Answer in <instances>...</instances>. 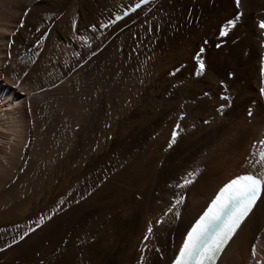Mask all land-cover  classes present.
<instances>
[{
    "label": "bare ground",
    "instance_id": "1",
    "mask_svg": "<svg viewBox=\"0 0 264 264\" xmlns=\"http://www.w3.org/2000/svg\"><path fill=\"white\" fill-rule=\"evenodd\" d=\"M135 1L0 0V264H170L264 176V0ZM217 264H264V191Z\"/></svg>",
    "mask_w": 264,
    "mask_h": 264
},
{
    "label": "snow or ice",
    "instance_id": "2",
    "mask_svg": "<svg viewBox=\"0 0 264 264\" xmlns=\"http://www.w3.org/2000/svg\"><path fill=\"white\" fill-rule=\"evenodd\" d=\"M236 5L239 8L240 0H236ZM259 26L264 29V21ZM225 34L221 32V35ZM199 68L204 70L202 61ZM261 91L264 93V88ZM259 156L258 162L264 163V150ZM262 185L264 178L254 175L240 177L226 185L188 232L174 264H215L218 254L256 202Z\"/></svg>",
    "mask_w": 264,
    "mask_h": 264
},
{
    "label": "rangeland",
    "instance_id": "3",
    "mask_svg": "<svg viewBox=\"0 0 264 264\" xmlns=\"http://www.w3.org/2000/svg\"><path fill=\"white\" fill-rule=\"evenodd\" d=\"M5 250H6V247L5 246L0 248V251H5Z\"/></svg>",
    "mask_w": 264,
    "mask_h": 264
}]
</instances>
